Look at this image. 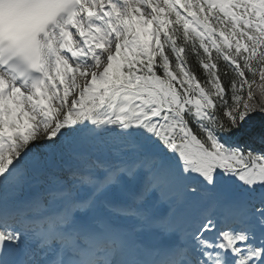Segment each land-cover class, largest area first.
<instances>
[{
	"label": "snow or ice",
	"instance_id": "6c2138e0",
	"mask_svg": "<svg viewBox=\"0 0 264 264\" xmlns=\"http://www.w3.org/2000/svg\"><path fill=\"white\" fill-rule=\"evenodd\" d=\"M0 264H264V0H0Z\"/></svg>",
	"mask_w": 264,
	"mask_h": 264
}]
</instances>
